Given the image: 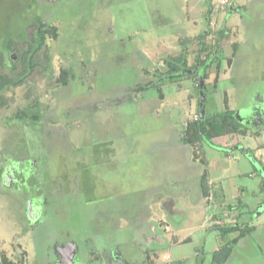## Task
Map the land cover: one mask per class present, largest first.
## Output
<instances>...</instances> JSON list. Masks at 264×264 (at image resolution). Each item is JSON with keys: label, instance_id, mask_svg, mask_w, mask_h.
I'll use <instances>...</instances> for the list:
<instances>
[{"label": "rangeland", "instance_id": "rangeland-1", "mask_svg": "<svg viewBox=\"0 0 264 264\" xmlns=\"http://www.w3.org/2000/svg\"><path fill=\"white\" fill-rule=\"evenodd\" d=\"M211 1L217 6L215 17L229 10L220 9L219 0ZM202 3L191 22V0H0V38L7 24L19 32L20 25L35 26V17L58 31L56 40L44 36L30 76L1 93V263L139 264L133 243L145 240L140 239L143 221L154 209V197L176 196L196 185V165L185 149L177 148L176 133L180 139L189 137L186 128L198 111L195 78L199 83L201 71L146 91L135 87L166 72L167 57L184 52L192 66L198 52L203 59L211 47L221 55L232 53L228 38L207 32L202 15L207 5ZM192 25L196 34L190 32ZM243 30L235 61L217 83L218 91L213 95L211 83L220 78L213 62L200 99L206 115L216 114L224 110L218 103L223 91L231 90L234 120L254 136L236 140L253 155L254 144L264 142V21H246ZM17 54L11 52L0 67V81L19 71L18 65L13 72L9 68ZM35 103L38 121L14 118ZM240 152L233 151L227 162L226 182L249 169L243 160L248 156ZM226 198L231 202L229 193ZM237 211L212 209L205 218L201 209L191 222L176 215L172 224L178 222L179 237L190 236L191 243L175 247L172 257L191 249L211 252L221 244L215 227L238 223L250 231L228 235L237 243L224 264H264V214L241 217ZM153 257L145 264L169 262H156L159 254Z\"/></svg>", "mask_w": 264, "mask_h": 264}, {"label": "crops", "instance_id": "crops-1", "mask_svg": "<svg viewBox=\"0 0 264 264\" xmlns=\"http://www.w3.org/2000/svg\"><path fill=\"white\" fill-rule=\"evenodd\" d=\"M201 1H203V3L201 4L202 6L206 7L207 5L204 11L205 13L202 14L206 17L205 22L207 32L213 34L214 37L219 36L218 39L220 37L228 38V40L226 41V47L229 44L231 45L230 49L232 50V53H227L225 51L226 54L224 53L221 55L223 59L220 61V63L216 62V67L220 72V78L217 81L211 83V85H213L212 93L214 95L218 91L217 83L220 80H223L222 76L225 73L226 69L230 68V66L233 65L235 61V49L239 45L238 41L243 38V35L245 33V31L243 30L244 22L264 21V0H228L225 5H220V3H218L220 9L223 10L225 9V7L230 6L229 10L225 11V14H221L218 17H215V10L217 6H215L211 0H209V2L208 0H191L190 14H193V18L197 16L194 9L200 5ZM186 12L187 11L185 6L184 20H186L187 18L188 12ZM196 20L197 19L194 18V20H191V22ZM195 29L196 26L192 25L190 28V32L195 33ZM220 69L224 71H220ZM204 85H207V82H205V80ZM230 93L231 90L226 89L223 91V94L221 95L218 103L220 104L221 109L224 110L216 113L231 111L233 112V115H235V111H233L229 107L231 98ZM197 102L198 99L196 100V108H198ZM178 124L179 126H181L180 120ZM239 130H245V133H233V135L229 134L224 135L220 138H216L215 141L223 142V144L221 145L217 143H201V145L197 143H183L178 136V132L176 133L177 142L179 143V147L177 148L183 150L185 149V151H187L189 155L190 163L196 165V185L191 191L190 189H181L176 193L178 194L176 196L174 194L172 196L164 194L162 197L158 195L154 197L151 203V208L154 209H150L148 219L143 221V224L146 227L145 230H147L149 233H146V231L144 230V234L142 233V235H144L145 237L141 236L140 239L143 237L145 240L141 239V241L133 243V245L135 244V246L138 247L137 253H139L141 256L139 258V264H145L146 262H149V260H154L153 254H159L160 256H162L159 259L156 257V262L163 263L167 260L169 261L167 262L168 264L172 261H183L187 264H191L192 261L194 262V264L198 262L201 257H199L200 255L196 249L194 251L191 249L185 254L182 253L176 258L172 257L174 253L173 249L175 247L176 250H180L182 246L191 243L190 236L185 237V239L179 237L178 232L181 231V226L177 224L178 222L172 224V222L176 221V215L178 216V218L184 217V222H191L192 220H196L198 218V215L201 213V209L204 216L206 214L205 218L211 215L209 214V212L211 213L212 209H237V214L241 217L250 214H264V187L262 181V178H264V176L261 169H256L259 165L255 164L252 159L254 157L256 160L264 163V159H262L264 158V142L258 143L257 145L254 144L253 147L254 150H256V153L254 152L255 154L251 156L246 152L247 150H250V148L240 144L239 141L236 140V138L238 137L245 141V139L247 138L253 139L254 136H251L247 128H243L242 125H240ZM235 150H238V152L243 151L240 153H245L248 156L246 157L244 155L243 160H245V162L249 165V169L239 174V178H242H237L238 175L235 174L233 175V178H237L236 180L232 178L228 179V181L226 182V178L223 177V174L227 171V162L232 159L233 151ZM224 151H226L227 153L225 154ZM234 160L235 162H237L239 158L236 157L234 158ZM228 193L232 198L231 202L228 201L229 198H226V195ZM169 198L173 199V201L170 202ZM166 199H168V201H166ZM180 199H185L187 203H182V200ZM258 210L260 212H258ZM172 214H174V216L171 217L170 215ZM204 222L205 221H203V225H200V229L204 226ZM236 224L239 225L238 223ZM216 228L217 226L215 227V229ZM165 237L167 239H165ZM223 243L224 242L221 241L220 245H222ZM139 245H142L143 247L139 248ZM217 250L218 246L216 245L211 250V252L206 253L203 251L202 253H205L204 255H208V257H204L202 259L203 262L211 264L212 254ZM147 253H151L150 259L147 257ZM117 256H121V254H117Z\"/></svg>", "mask_w": 264, "mask_h": 264}, {"label": "trees", "instance_id": "trees-1", "mask_svg": "<svg viewBox=\"0 0 264 264\" xmlns=\"http://www.w3.org/2000/svg\"><path fill=\"white\" fill-rule=\"evenodd\" d=\"M35 0H32L34 3ZM30 8V4L28 9ZM35 26L23 24L20 31L17 32L16 28H12L9 24L6 25L4 32L6 33L5 37L1 36V45H0V67H3L8 63V59L11 52H18L17 61H10L9 68L13 72L16 70L15 65H18L19 71H17L16 75L10 79L0 81V99L1 93L4 89L10 86H16L22 83L26 78L30 76L35 68V60L34 57L36 54L42 50L45 44L46 34H50L53 40H56L58 37L57 28L53 24H45L44 21L39 20L35 17L33 21ZM28 27L31 30V35L27 33ZM12 28V29H11ZM3 35V34H1ZM22 45V47H19ZM22 48V49H21ZM205 53V50L203 51ZM201 51L198 52V55L195 58V61L192 66H188L186 64V54L184 52L180 53L176 57H167L164 59L168 69L166 72H157L156 78L154 80H150L143 85H136L135 91L138 90H150L154 88H158L164 82H177L184 78L194 77L197 69H200L201 72L199 79L202 81V86H199L198 80L195 78L197 91H198V111L197 116L194 120H191L190 124L186 128V133H188L189 137L181 138L183 143H211L212 140L216 138H220L224 135H233V133L244 134L245 130H239V123L234 120L235 117L233 112H222L216 114L205 115L204 113V103L202 99H200V91L198 89H203L201 91L204 96V80L205 73L209 65L213 62H219L223 59L221 54L217 53L216 50L211 47L207 50L205 58L201 59ZM219 65V64H218ZM63 75L67 72L62 71ZM2 79V78H0ZM62 84L66 85V79L63 78L61 81ZM34 108H26L18 112L14 118L20 123H29L33 124L35 121L39 119V107L33 104ZM226 154L227 152L224 151ZM250 155V154H249ZM252 156V155H251ZM255 164L259 165V169H261L264 176V163L256 160L254 157L252 158ZM263 187H264V178ZM216 230L219 233L220 239L224 242L222 245L218 247V250L212 254L211 264H224L227 259L231 256L234 246L236 245V239H228L229 234L238 233L239 236H243L250 231V228L243 227L236 223L217 226ZM203 251H198L199 257H201L196 264H203L204 254ZM0 264H3L0 262ZM169 264H187L183 261H172Z\"/></svg>", "mask_w": 264, "mask_h": 264}, {"label": "built area", "instance_id": "built-area-1", "mask_svg": "<svg viewBox=\"0 0 264 264\" xmlns=\"http://www.w3.org/2000/svg\"><path fill=\"white\" fill-rule=\"evenodd\" d=\"M228 2V0H220L219 3L220 5H225Z\"/></svg>", "mask_w": 264, "mask_h": 264}, {"label": "water", "instance_id": "water-1", "mask_svg": "<svg viewBox=\"0 0 264 264\" xmlns=\"http://www.w3.org/2000/svg\"><path fill=\"white\" fill-rule=\"evenodd\" d=\"M199 86H202V81H201V79H199ZM201 95H202V97H203V93L201 92L200 93ZM201 97V96H200ZM202 99V98H201Z\"/></svg>", "mask_w": 264, "mask_h": 264}]
</instances>
